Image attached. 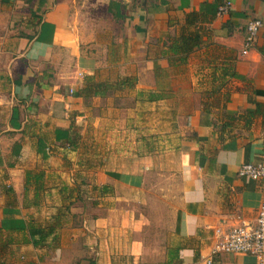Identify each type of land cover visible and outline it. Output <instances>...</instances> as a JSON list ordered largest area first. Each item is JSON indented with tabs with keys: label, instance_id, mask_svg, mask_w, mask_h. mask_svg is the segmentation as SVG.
Masks as SVG:
<instances>
[{
	"label": "crops",
	"instance_id": "crops-1",
	"mask_svg": "<svg viewBox=\"0 0 264 264\" xmlns=\"http://www.w3.org/2000/svg\"><path fill=\"white\" fill-rule=\"evenodd\" d=\"M221 1L0 0V264H255L210 253L264 196L236 175L264 158V0ZM199 11L209 33L172 68L161 51ZM86 75L132 84L78 96ZM158 188L170 212L149 223Z\"/></svg>",
	"mask_w": 264,
	"mask_h": 264
},
{
	"label": "built area",
	"instance_id": "built-area-1",
	"mask_svg": "<svg viewBox=\"0 0 264 264\" xmlns=\"http://www.w3.org/2000/svg\"><path fill=\"white\" fill-rule=\"evenodd\" d=\"M230 7L229 0H222L215 9V14H223ZM261 21L248 18L240 53H245L251 46ZM236 175L245 179L264 178V158L255 162H242L236 168ZM244 252L253 256L255 264H264V196L258 204L253 221L239 220L226 229L211 245L210 253Z\"/></svg>",
	"mask_w": 264,
	"mask_h": 264
},
{
	"label": "trees",
	"instance_id": "trees-1",
	"mask_svg": "<svg viewBox=\"0 0 264 264\" xmlns=\"http://www.w3.org/2000/svg\"><path fill=\"white\" fill-rule=\"evenodd\" d=\"M220 3V2H219ZM218 3V4H219ZM217 4V5H218ZM198 17V25L193 26L192 29L187 28L192 22V17ZM212 18V15L206 17L199 11L188 12L184 18V24H182L178 32L167 39L165 49L161 51V54L166 57L168 64L175 67H181L185 63L187 53L195 46L202 43L204 40L202 36H207L209 33L208 28L201 25L202 22L207 23ZM154 74L157 73V68H153ZM163 69H160L162 72ZM158 73L159 75L161 73ZM164 72V71H163ZM231 76L230 74L228 75ZM132 84V77L129 75L119 76L116 75L114 79H94L92 76H84L81 86L76 90V95L82 97H89L91 95L103 94L120 88L121 86H130ZM151 95H148L150 98Z\"/></svg>",
	"mask_w": 264,
	"mask_h": 264
},
{
	"label": "rangeland",
	"instance_id": "rangeland-1",
	"mask_svg": "<svg viewBox=\"0 0 264 264\" xmlns=\"http://www.w3.org/2000/svg\"><path fill=\"white\" fill-rule=\"evenodd\" d=\"M166 184L163 181L161 184ZM168 190L161 188V189H154L150 191V193H146L142 195L143 202L141 203V210L142 213L149 219V223L156 222H164L168 218L169 209H170V202L169 200L173 197L171 195L166 194ZM165 194V195H164ZM149 225V224H148ZM163 234V228L154 227L153 224L151 227L147 226L146 236L153 238V237H160Z\"/></svg>",
	"mask_w": 264,
	"mask_h": 264
}]
</instances>
